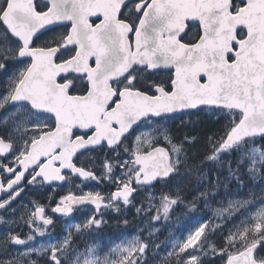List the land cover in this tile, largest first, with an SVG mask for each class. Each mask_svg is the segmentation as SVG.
Listing matches in <instances>:
<instances>
[{
  "label": "snow or ice",
  "instance_id": "snow-or-ice-1",
  "mask_svg": "<svg viewBox=\"0 0 264 264\" xmlns=\"http://www.w3.org/2000/svg\"><path fill=\"white\" fill-rule=\"evenodd\" d=\"M205 109L220 129L177 139L169 123ZM74 179L115 191L70 187L51 212L91 213L60 239L49 205L13 207L28 186ZM192 180L185 216L221 187L226 205L182 238L170 232L164 254L156 228L101 243L106 214L135 207L168 220ZM0 213L12 217L0 215V264H149V253L163 264H264V0H0ZM23 226L25 235L14 230ZM215 233L222 246L209 241ZM77 237L95 242L81 249Z\"/></svg>",
  "mask_w": 264,
  "mask_h": 264
},
{
  "label": "trees",
  "instance_id": "trees-1",
  "mask_svg": "<svg viewBox=\"0 0 264 264\" xmlns=\"http://www.w3.org/2000/svg\"><path fill=\"white\" fill-rule=\"evenodd\" d=\"M212 116H213L212 120L203 119L202 121H197L196 124L193 126H187V128L185 127V124H179L180 126L178 127L179 129L178 135L182 137L185 133H188L190 135L199 136L201 137V142H202L203 137L205 135L211 134L213 132H217L222 126V124L224 123V121L222 120L217 122V117L214 113H212ZM205 121H206V124L204 123ZM201 123L203 124L201 125ZM199 125H201L200 126L201 128L199 127ZM198 159H202V156L198 157ZM212 176H213V173L210 174L209 176L210 180H212L213 178ZM159 186L160 185L157 184L156 188H158ZM156 188L154 190H156ZM221 189L223 193V188H220V190ZM201 205H202L201 201H198L197 202L198 211L199 209H202V212L200 213V215H197V212H194V213H190L188 216H185L184 213L187 210L186 207L179 205L176 208L177 211L172 213V216L170 217V219L157 222L156 225H158L157 229H159V231L156 232L153 236V240L155 241V243L161 244L162 241H166L172 238V236L182 238V235L187 234L188 229L194 228L197 226L198 223H202L204 222V220L210 219L209 209L206 207L203 208ZM90 213L91 212H89V214ZM201 216L203 217V219H196L197 217H201ZM129 217L130 215L128 214V218ZM79 219H80L79 222L84 220V218H82L81 216L79 217ZM141 222H142L141 220H136L135 222L130 223L131 226L128 228L117 227L116 224H114L115 226L114 225L111 226V224L105 226L103 231L100 233L101 243L102 244H109V242L119 243L121 239L125 238V236L136 235L137 228L142 229L143 231L140 234L143 235L144 237H147L149 233V229L151 228L149 225L142 224ZM69 224H74V223H69ZM66 225L68 224H59L60 229H63V231L59 230V233H61L60 236L54 235L56 239H60L63 237V235L66 234V228H65ZM230 227L232 226H228V227L225 226V228L223 229V235H227V229ZM170 232L172 233V236H170ZM209 240L217 244L218 246H222L223 244V236L220 235L219 233L210 235ZM40 241L41 242L47 241V237H43L42 239H40ZM77 241H83V242L87 241L88 243L95 242L94 237H84L82 239L80 237H77ZM36 243H38L37 240H36ZM83 246H81V249H83ZM159 251L161 254L165 253L166 249L163 244H161ZM217 258L218 257H212L210 260H206L205 264H223L222 261H219V260L217 261ZM149 264H163V262L160 260L159 256H156L153 258L151 256V253H149Z\"/></svg>",
  "mask_w": 264,
  "mask_h": 264
},
{
  "label": "flooded vegetation",
  "instance_id": "flooded-vegetation-1",
  "mask_svg": "<svg viewBox=\"0 0 264 264\" xmlns=\"http://www.w3.org/2000/svg\"><path fill=\"white\" fill-rule=\"evenodd\" d=\"M93 20V22L98 23L99 21L93 17L91 18ZM41 39H43V37H41ZM40 43V40H37V44ZM165 142L163 140H161L159 142V145L162 146H166L164 145ZM111 154V153H109ZM93 155H97V154H93ZM102 155V154H100ZM9 159H11V157H9ZM81 159H83V157H81ZM5 163H7V161H5ZM99 163V161H98ZM65 175H68L67 170H65ZM97 175H99V172L97 171L96 173ZM26 183V181H25ZM76 185H80L79 188L76 187ZM71 190L76 194V195H80L82 194V192H87L90 190H99L102 193H110V191H115V187L114 186H108L107 183H98L97 181H85L83 182V184H81V181L79 179H74L72 181V184L70 185L67 182H62L60 184L58 183H52V184H45L43 187L40 186H28L26 188V190L24 191V193L22 194V196L16 201L15 204H13V207H17L18 205H26L28 208H31L32 205L30 203V201L32 200H36L39 201V203L41 204H45V205H49L48 208V215H50L52 217V219L54 220V227L58 226L59 230L63 231V229H60L59 224H69V223H78L79 222V217L81 216L82 218L85 219V215L89 214V212H91V209H80L78 211H75L73 213L72 216L68 217V218H62L59 215H56L54 213L51 212V208L55 207V204L57 201H59L61 196L67 195L68 191ZM49 197H51V200H49ZM0 215H3L5 220L8 219H12V217L8 216L7 213H0ZM20 215V212L18 211L16 214V218L18 219ZM78 218V219H77ZM6 225L5 224H0V236H2V234L4 233V231L6 230ZM54 227H52L51 229H53ZM17 232H20L21 235H25L29 232V229L27 226H23L22 228H15L14 229ZM58 230V231H59Z\"/></svg>",
  "mask_w": 264,
  "mask_h": 264
},
{
  "label": "rangeland",
  "instance_id": "rangeland-1",
  "mask_svg": "<svg viewBox=\"0 0 264 264\" xmlns=\"http://www.w3.org/2000/svg\"><path fill=\"white\" fill-rule=\"evenodd\" d=\"M212 118H213L212 113H211L210 111H208L207 109L204 110V111H200V112H197V111L195 110V111H191V115L181 116V117L177 118L174 122L169 123L168 126L172 129V132L176 135L177 139H180V138H182L183 136L180 137V136L178 135V133H179V131H178V130H179L178 127L180 126L179 124H182V121L184 122L183 124H185V127L187 128V126H193V125H195L197 121H202L203 119H205V120H212ZM194 121H195V122H194ZM204 123L206 124V121H205ZM202 124H203V123H201V125H202ZM201 125H199V127H200ZM197 126H198V125H197ZM200 128H201V127H200ZM198 130H200V129H198ZM164 145H166L165 147H167V144H166V143H165ZM109 155H112V153L109 154ZM117 172H119V169L117 170ZM216 175H217L216 173H213V176H212V177H213V178H212L213 181L215 180ZM224 175H226V170L223 171V172L220 174V178H221V180L223 179V176H224ZM108 186H109V185H108ZM206 187H208V184H207V183L203 184V186H201V187L199 188V191H203L204 188H206ZM221 188H223V187H221ZM152 191H154L155 194H156V196L158 197L159 194H160V191H161V186H159L158 188H156V190L153 189ZM163 191L168 192L169 190H168V188H164ZM110 192H112V191H110ZM219 192H220V195H216V196L213 197V198L209 197L210 207H208V209H209V213H210V218L213 217V210H214V209H218V208H221L222 206H225V205H226V199H225V197L223 196L222 189H221V190L219 189ZM257 193H258V190H257ZM180 194H181V196L184 198V200H183V203H182V204H178L177 206H179V205L185 206V205H187L189 202H191V201L193 200V198H194L195 196L198 195V192H197L196 187H195V181L192 180L190 183L186 184V185L183 187V189H182V191H181ZM145 195H146L145 192H141L139 195H137V196L135 197V201H134L135 205L139 206V205L141 204V201L144 200ZM222 200H224V202H225L223 205L220 203V201H222ZM157 202H158V201H157ZM201 204H202L201 206L204 208V202H203L202 200H201ZM177 206H175L174 210L171 212L170 217L172 216V213H173V212H176V211H177V210H176ZM201 212H202V209H199V211H197V215H200ZM128 214L130 215L129 218H128ZM151 215H155V211H153V212L151 213ZM143 218H144V220H143ZM105 219L108 221V224H107V225H110V224H111V226H113L114 224H117L118 221H120L121 224H122V221L126 219V220H128L130 223H133V222H135L136 220H141V221H142V222H141L142 224L149 225L150 228L155 227V228L157 229V227H158V225H156L157 222H152V221L150 220V217H144V216L137 217V215H136V211H135V207H130V208L128 209V212H127V215H126V216H116L115 214L108 213V214H106ZM162 220H164V219L161 218V220H160L159 222H161ZM146 221H147V223H146ZM236 222H238V219H237ZM112 223H113V224H112ZM213 223L219 224L220 221L214 219V220H213ZM228 226H232V224H231V223H228V224L226 225V227H228ZM121 227H123V226H121ZM58 230H59V227H58V226L54 227L53 229H51V228L49 229V231H50L53 235H55V236H60L61 233H59ZM63 236H64V235H63ZM142 236H143V235H142ZM40 239H42V238H41V237H38V239H37V242H38V243L41 242ZM81 239H82V238H81ZM209 241H210V240H209ZM210 242H212V241H210ZM77 243H79L80 246H83V245H84V242H82V241H77ZM216 245H217V244H216ZM217 246H218V245H217ZM218 247H219V246H218ZM218 260L221 261L219 258H217V261H218ZM222 263H223V262H222Z\"/></svg>",
  "mask_w": 264,
  "mask_h": 264
},
{
  "label": "water",
  "instance_id": "water-1",
  "mask_svg": "<svg viewBox=\"0 0 264 264\" xmlns=\"http://www.w3.org/2000/svg\"><path fill=\"white\" fill-rule=\"evenodd\" d=\"M192 111V110H191ZM160 147H165V146H162V145H159ZM54 183H58V184H60V183H62V182H54ZM56 215H59V214H56ZM73 215V213L72 214H70V216H72ZM60 216V215H59Z\"/></svg>",
  "mask_w": 264,
  "mask_h": 264
},
{
  "label": "bare ground",
  "instance_id": "bare-ground-1",
  "mask_svg": "<svg viewBox=\"0 0 264 264\" xmlns=\"http://www.w3.org/2000/svg\"><path fill=\"white\" fill-rule=\"evenodd\" d=\"M195 122V121H194ZM113 224V223H112ZM115 226V225H114ZM83 242V241H82Z\"/></svg>",
  "mask_w": 264,
  "mask_h": 264
}]
</instances>
